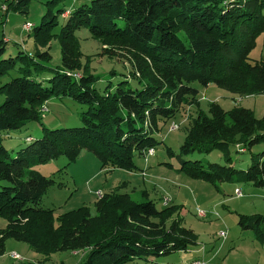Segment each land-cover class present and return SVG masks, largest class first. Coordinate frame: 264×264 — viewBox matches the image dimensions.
I'll use <instances>...</instances> for the list:
<instances>
[{
    "label": "trees",
    "instance_id": "1",
    "mask_svg": "<svg viewBox=\"0 0 264 264\" xmlns=\"http://www.w3.org/2000/svg\"><path fill=\"white\" fill-rule=\"evenodd\" d=\"M28 1L0 0L2 16L10 11L26 14ZM58 1L49 2L53 6ZM61 15L65 21L55 34ZM83 27L100 43L101 55L129 65L128 77L102 91L95 88L100 78L90 72V56L83 55L75 34ZM30 28V52L2 58L9 40L0 39V217L6 220L0 228V255L6 240L13 239L27 243L43 259L22 262L13 257L16 262L10 264H50V255L63 251L82 253L79 264H126L191 251L197 234L183 225L178 206L163 201L157 209L146 191L133 200L117 186L95 192L94 214L83 206L55 216L41 201L59 170L44 176L34 167L61 156L73 162L85 149L102 169L138 170L133 157L145 158L161 143L154 134L162 123L192 105L196 114L187 120L177 153L165 149L178 161V171L214 186L237 179L264 186V150L251 156L245 170L236 169L230 156L231 146L244 150L240 146L264 143V116L256 118L242 106L224 110L214 101L205 113L194 86L214 84L238 97L264 93V60L251 63L248 56L264 32V0H82L55 14L48 9ZM52 38L61 51V64L55 68L43 65L51 60ZM47 71L50 76L44 77ZM52 97L85 105L82 125L42 126L40 137H26L30 142L11 155L4 137L30 121L39 122ZM213 150L222 153L225 164L192 159ZM237 223L264 247V215L237 214Z\"/></svg>",
    "mask_w": 264,
    "mask_h": 264
},
{
    "label": "rangeland",
    "instance_id": "2",
    "mask_svg": "<svg viewBox=\"0 0 264 264\" xmlns=\"http://www.w3.org/2000/svg\"><path fill=\"white\" fill-rule=\"evenodd\" d=\"M49 1L29 0L26 14L10 11L6 17L2 16L0 7V39L4 36L9 40L2 58L15 56L18 51L30 52V48H33L34 42L30 36L32 28L30 31L24 30L22 25L25 22H30L32 27L36 26L48 9L55 14L56 9H72L82 0L76 2L59 0L53 6ZM57 19L59 26L55 27L53 31L55 34L65 21L62 15ZM75 34L83 55L90 56L88 63L90 72L100 78L95 84L97 90L102 91L108 83L114 86L128 77L129 65L118 57L101 55L100 43L91 37L87 28H80ZM49 53L51 60L44 61L43 65L53 68L60 66L61 51L56 38L49 41ZM248 56L251 63L264 60V32L255 38ZM83 60L85 61L84 57ZM14 73L10 72L2 82L9 80ZM43 76H50V73L47 71ZM194 86L199 89V109L205 113L209 102L214 101L224 110L242 106L250 108L256 118L264 116V93L238 97L214 84L206 87L197 84ZM85 109V105L78 104L70 98L52 97L46 101L39 122L30 121L22 129L9 132L8 136L4 137L3 144L14 156L19 147L30 142L26 137L41 136L42 126L48 129L81 126L80 114ZM196 110L195 105L186 107L178 117L162 123L159 132L154 134V137L161 141L155 147L154 154L148 156L147 161L138 155L133 157L138 170L102 169L99 160L85 149L80 150L73 162L67 163V159L61 156L35 166L34 168L44 176L59 170L55 173L56 183L45 192L41 205L52 208L55 216L83 206L90 208L94 214V203L97 198L95 192L98 190L101 193L109 192L118 186L119 192L130 194L133 200H139L141 195L139 191L143 190L148 193V198L154 201L157 209L163 206V201L178 206L183 225L197 234V244L191 251H176L148 257L147 261L136 260L126 264H192L196 260L202 264H264V247L253 239L251 230H243L237 223V214L264 215V186L258 187L250 181L240 179L218 182L214 186L210 182L190 178L178 171V161L165 150L168 147L177 153L185 137L187 120L195 116ZM173 123L178 125V128L170 130ZM240 147L244 150L231 146L230 156L236 169L245 170L251 164V156L264 150V143ZM194 158L225 164L222 153L218 150L205 155H195L192 159ZM140 169L144 175H141ZM59 183H62L61 186ZM122 183L125 186L122 187ZM235 189L241 191V196L235 194ZM200 212L205 215L200 216ZM5 225L6 220L0 217V228ZM4 247V253L0 255V264L16 262L12 255L14 253L22 262H37L43 259L42 254L33 251L25 242L8 239ZM82 256V253L69 251L55 252L50 255L49 263L57 264L61 261L63 264H79Z\"/></svg>",
    "mask_w": 264,
    "mask_h": 264
},
{
    "label": "built area",
    "instance_id": "3",
    "mask_svg": "<svg viewBox=\"0 0 264 264\" xmlns=\"http://www.w3.org/2000/svg\"><path fill=\"white\" fill-rule=\"evenodd\" d=\"M31 27V24L30 23H25L24 24V26H23V29L24 30H27V29H29ZM176 128H178V125H176L175 123H173V124H171V126H170V130H174V129H176ZM154 154V150L153 149H149L148 151H147V153L145 154V161H147V158H148V156H151V155H153ZM142 175H144V172H142ZM97 194H99L100 195V192L99 191H97ZM235 194L237 195V196H241V191L239 190V189H235ZM199 215L200 216H204L205 214L204 213H202V212H200L199 213ZM14 257H17L18 258V255L17 254H12ZM192 264H202V262H200L199 260H196L195 262H193Z\"/></svg>",
    "mask_w": 264,
    "mask_h": 264
},
{
    "label": "crops",
    "instance_id": "4",
    "mask_svg": "<svg viewBox=\"0 0 264 264\" xmlns=\"http://www.w3.org/2000/svg\"><path fill=\"white\" fill-rule=\"evenodd\" d=\"M144 178V177H143ZM99 191V190H98ZM101 192V191H100Z\"/></svg>",
    "mask_w": 264,
    "mask_h": 264
},
{
    "label": "bare ground",
    "instance_id": "5",
    "mask_svg": "<svg viewBox=\"0 0 264 264\" xmlns=\"http://www.w3.org/2000/svg\"><path fill=\"white\" fill-rule=\"evenodd\" d=\"M66 15V14H65Z\"/></svg>",
    "mask_w": 264,
    "mask_h": 264
}]
</instances>
